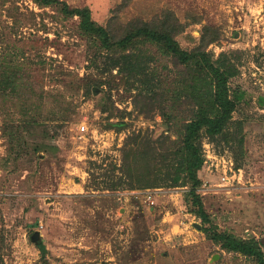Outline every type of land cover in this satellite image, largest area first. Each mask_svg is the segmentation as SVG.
Here are the masks:
<instances>
[{"label":"rangeland","instance_id":"1","mask_svg":"<svg viewBox=\"0 0 264 264\" xmlns=\"http://www.w3.org/2000/svg\"><path fill=\"white\" fill-rule=\"evenodd\" d=\"M56 1L0 0V264H256L210 238L264 256V0ZM63 5L115 42L171 30L230 72L197 186L183 137L205 76L141 38L112 52Z\"/></svg>","mask_w":264,"mask_h":264},{"label":"trees","instance_id":"2","mask_svg":"<svg viewBox=\"0 0 264 264\" xmlns=\"http://www.w3.org/2000/svg\"><path fill=\"white\" fill-rule=\"evenodd\" d=\"M33 1L40 6L60 4L56 0ZM61 12L64 15H77L80 19V29L90 37L98 39L103 47H107L109 50L111 49L112 52H114L116 48L127 50L133 46L136 38H141L147 43L155 44L164 53L175 56L181 63L194 67L197 72L205 76L206 80H204V82L202 81L203 84L201 83V85L206 88L203 94L204 96H210L211 103L200 105L193 119L186 124L185 135L183 137V150L186 157L183 159L182 166L187 172L192 185L197 186L199 181L196 172L200 169L202 161L198 157L194 143L202 130L210 135L217 134L230 118L233 109V101H230L227 96V79L231 75L230 72L222 71L220 66H215L204 53H187L180 50L177 43L172 38L174 32H171V30H159L153 28L151 24H143L140 28L136 29L135 32L115 42L112 41V38L109 37V34L104 31L103 28L96 26V24L91 21L88 9L68 10V8L63 5L61 7ZM14 77L15 75L11 78L12 81H14ZM195 96L196 99L197 97L202 99L199 94ZM198 203L199 202H196V204ZM198 212L199 217L205 220V215L200 207ZM210 239L215 242H221L222 248L228 251L254 256L257 258L256 264H264V256L261 252L257 251L256 248L246 242L236 240L229 235H219L216 233H214Z\"/></svg>","mask_w":264,"mask_h":264},{"label":"water","instance_id":"3","mask_svg":"<svg viewBox=\"0 0 264 264\" xmlns=\"http://www.w3.org/2000/svg\"><path fill=\"white\" fill-rule=\"evenodd\" d=\"M38 239V234H33V236H32V240L33 241H36ZM262 242H264V239L262 240Z\"/></svg>","mask_w":264,"mask_h":264},{"label":"built area","instance_id":"4","mask_svg":"<svg viewBox=\"0 0 264 264\" xmlns=\"http://www.w3.org/2000/svg\"><path fill=\"white\" fill-rule=\"evenodd\" d=\"M80 129H81V131H84V130H85V127H84V126H82Z\"/></svg>","mask_w":264,"mask_h":264}]
</instances>
